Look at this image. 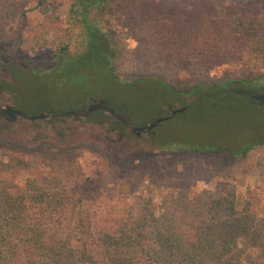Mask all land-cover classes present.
Listing matches in <instances>:
<instances>
[{
  "label": "rangeland",
  "instance_id": "obj_1",
  "mask_svg": "<svg viewBox=\"0 0 264 264\" xmlns=\"http://www.w3.org/2000/svg\"><path fill=\"white\" fill-rule=\"evenodd\" d=\"M39 2L0 0V42L16 49L0 46V106L10 105L38 115L50 110L85 108L93 100H106L111 105L113 96L130 106L131 112L127 109L121 112L137 127L184 107L186 102L182 98L166 95L159 79L127 86L113 82L91 61L74 68L59 86L51 76L40 78L31 74L32 63L49 62L68 42L72 43L75 53L77 43L84 44L87 38L84 26L73 24L70 11L73 0H47L41 6ZM113 2V17H109L112 25L103 26L111 30L118 42L120 53L112 66L122 81L157 77L179 85L264 77V61L250 54L232 62L220 59L214 65L197 58L187 68L177 60L186 55L170 51L167 43H162V39L168 42L169 32L175 29L165 37L156 32L157 18H162V12L173 15L177 11L176 28H187L190 4L195 9H205L211 16L218 6L233 15L254 17L264 6V0H193L192 3L189 0H144L148 11L134 7L133 0ZM146 14L150 18L145 17ZM142 22L152 23L155 33L150 35ZM96 54L83 56L93 60L91 56ZM5 56H22V61L16 66ZM157 56L169 57L161 60ZM117 103L113 101L112 105ZM184 114H177L159 126L163 127L157 145L152 142L156 133L138 137L125 127L120 128L108 114L96 113L87 119L64 121L72 124V131L61 141L51 135L52 120L36 121L35 127H27L21 119L11 123L13 126L3 119L0 122V190L19 187L27 194L39 190L44 196L41 198L50 202L53 194L71 184L69 189L77 193H63L59 201L71 203L82 199L94 233L104 227L102 220L108 221L102 228L106 230H115L116 220H119L145 222L143 230L152 232L155 224H161L160 220L165 217H176L188 224L190 229L185 230L190 232L202 223L215 199L234 200L237 207L248 199L259 202L264 217V142L236 157L227 152L177 154L152 148L190 140L237 148L247 141L261 140L264 106L242 104L230 112L205 109L196 110L189 117H182ZM103 127L120 131L106 138L101 133ZM68 172L88 178L85 197L77 191L84 180L74 181L72 177L68 182L65 175ZM52 174L58 176L53 178ZM55 214L68 217L71 213ZM111 220L113 224H109ZM162 230L159 228V232Z\"/></svg>",
  "mask_w": 264,
  "mask_h": 264
},
{
  "label": "trees",
  "instance_id": "obj_2",
  "mask_svg": "<svg viewBox=\"0 0 264 264\" xmlns=\"http://www.w3.org/2000/svg\"><path fill=\"white\" fill-rule=\"evenodd\" d=\"M46 1L40 0L39 5ZM189 1L192 3L193 0ZM143 2L144 0H133L132 3L134 7L144 9ZM129 7L128 5L127 9ZM145 10L148 11L146 8ZM223 10L226 9L217 6L214 16H211L205 9H195L190 4L187 9L188 19L185 22L187 28H176L179 19L177 11L173 15L162 12L164 21L161 17L157 18L160 23L157 22L156 32L165 37L166 33L175 29L169 32L171 37L168 42H165L167 39H162V43H167L170 51L184 53L186 56H179L177 60L187 68L197 58L210 65L216 64L220 59L232 62L241 59L245 54L254 55L264 61V6L258 9V14L254 17L243 14L237 16ZM70 11L73 24L84 26L86 29L87 38L84 44L78 42L75 48L79 50L75 51L74 48L73 53L72 43L68 42L49 62L32 63L31 74L34 76H51L59 86L65 83L67 75L69 76L74 68L82 64L87 65L91 61L108 74L113 82L127 86L159 79L166 95L182 98L186 102L183 107L186 111L182 117H189L196 110L230 112L242 104H252L256 108L264 106L251 97L264 93V77L231 79L216 83L183 82L179 85L170 84L157 77L140 78L133 82L122 81L112 66L113 60L120 53L118 42L111 30L105 26L112 25L109 17H113V0H73ZM23 16L25 20V12ZM145 17L150 18V15L146 14ZM141 24L148 27L150 35L155 33L152 23ZM0 46L13 47L5 46L1 42ZM93 52L97 53V56H91L93 60L89 56H83ZM5 57L8 62L17 64L16 66L22 61V56ZM157 57L165 60L169 56ZM175 57L171 56L172 59ZM85 96L88 98V95ZM111 100L112 104L113 101L118 102L111 106L116 107L120 113L126 109L127 112L132 111L127 103L119 102L113 96ZM99 114L108 116L105 113ZM21 120L27 127L36 126V122L24 118ZM1 121L3 119H0ZM116 122L123 128L117 120ZM67 123L53 121L52 137L59 141L65 139L69 131H72V124ZM8 125L13 126L11 123ZM162 127L155 130L157 137L152 139L155 145L160 138ZM118 131V128L101 129L106 138L113 137ZM260 135L261 140L247 141L237 148L198 140L152 148L177 154L217 155L227 152L236 157L262 144L264 131ZM65 175L68 182L72 177L74 181L84 180L82 187L77 191L85 197L88 178L70 172ZM57 176L52 174L53 178ZM69 185L53 194L50 202L41 198L44 196L39 190L30 194L19 187L0 190V264H264V217L261 216L259 202L248 199L237 207L234 200L215 199L202 223L194 226L190 232L185 230L190 227L188 224L182 223L176 217H165L160 220L161 224H155L152 232L143 230L146 225L142 221L116 220L118 227L115 230H106L102 228L108 221L102 220L104 227L94 233L92 222L86 215L87 205L82 199L71 203L62 200L60 203L59 198L76 192L69 189ZM66 211L71 213L70 216L57 217L55 214ZM111 222L112 220L109 224H113ZM161 227L163 230L159 232Z\"/></svg>",
  "mask_w": 264,
  "mask_h": 264
},
{
  "label": "water",
  "instance_id": "obj_3",
  "mask_svg": "<svg viewBox=\"0 0 264 264\" xmlns=\"http://www.w3.org/2000/svg\"><path fill=\"white\" fill-rule=\"evenodd\" d=\"M252 99L257 101L260 105L264 104V93L255 94L251 96ZM186 111V108H182L176 111H172L171 115L164 116L156 121L145 125L143 127L135 126L130 118L119 112L116 107H112L106 100H93L86 108L73 109L65 111L64 113H57L54 110L41 113L38 115H30L19 109H15L10 105L0 106V119H4L10 123H15L21 118H24L30 122L52 120L57 122H64L72 119H87L94 113H106L113 119L117 120L123 127L128 129L131 133L140 137L142 134L155 135V130L164 122L173 119L177 114H181Z\"/></svg>",
  "mask_w": 264,
  "mask_h": 264
}]
</instances>
